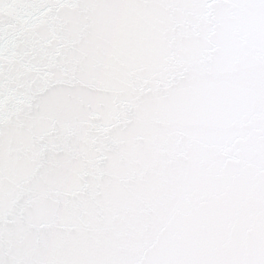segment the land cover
Returning a JSON list of instances; mask_svg holds the SVG:
<instances>
[{"label":"snow or ice","instance_id":"1","mask_svg":"<svg viewBox=\"0 0 264 264\" xmlns=\"http://www.w3.org/2000/svg\"><path fill=\"white\" fill-rule=\"evenodd\" d=\"M0 264H264V0H0Z\"/></svg>","mask_w":264,"mask_h":264}]
</instances>
